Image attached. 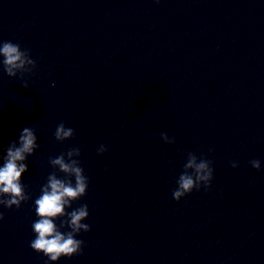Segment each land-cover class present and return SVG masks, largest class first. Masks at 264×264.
Here are the masks:
<instances>
[{"label":"water","instance_id":"95a60500","mask_svg":"<svg viewBox=\"0 0 264 264\" xmlns=\"http://www.w3.org/2000/svg\"><path fill=\"white\" fill-rule=\"evenodd\" d=\"M0 41L37 62L27 88L0 68V157L24 127L39 144L32 198L0 205V264H264V0H0ZM72 147L88 188L67 211L87 204L90 230L49 261L29 246L34 200ZM189 152L213 177L177 201Z\"/></svg>","mask_w":264,"mask_h":264},{"label":"clouds","instance_id":"9594fccd","mask_svg":"<svg viewBox=\"0 0 264 264\" xmlns=\"http://www.w3.org/2000/svg\"><path fill=\"white\" fill-rule=\"evenodd\" d=\"M0 68L8 77L21 79V86L28 87L24 75L32 74L37 62L31 58L27 48L21 49L19 43L11 41H0ZM54 138L57 141H64L73 137L74 130L66 128L61 122L55 128ZM161 139L166 143H174V138H169L166 133H161ZM37 137L31 127H24L17 140L8 144L5 154L0 157L3 166H0V205L5 208L15 206L19 208L22 202L31 199V194L25 191L26 185L21 183V177L28 170L25 163L28 156L34 153L39 147ZM97 154L107 151L101 144ZM211 151V149H209ZM80 156L78 147L69 148L55 158L49 157V165L63 173L58 178L55 171L47 176V181L41 186V194L34 200L35 215L37 219L31 224L35 238L29 242V246L37 253H43L49 261H57L61 256L71 257L79 254L84 243L77 239L76 235L90 230V225L82 223L87 219L89 212L87 204H81L71 211L73 201L80 199L86 194L88 188V177L80 166L81 162L73 157ZM212 161L207 159L203 153L198 157L195 153H187L186 162L183 164V171L176 180V188L172 191V198L179 201L193 189L199 191L201 186L208 189L213 177ZM233 168L238 166L237 161H230ZM251 167L260 168V161L253 159L249 161ZM60 219L59 225L55 223ZM3 213L0 212V220ZM67 227V231H61ZM47 264V262H46Z\"/></svg>","mask_w":264,"mask_h":264}]
</instances>
